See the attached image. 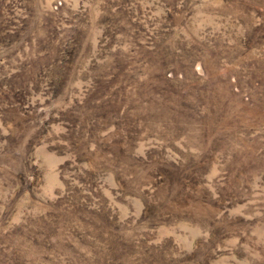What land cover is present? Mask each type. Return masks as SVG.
Returning <instances> with one entry per match:
<instances>
[{"label": "rangeland", "instance_id": "374dc122", "mask_svg": "<svg viewBox=\"0 0 264 264\" xmlns=\"http://www.w3.org/2000/svg\"><path fill=\"white\" fill-rule=\"evenodd\" d=\"M46 220L79 264H264V0H0V239Z\"/></svg>", "mask_w": 264, "mask_h": 264}, {"label": "trees", "instance_id": "16d2710c", "mask_svg": "<svg viewBox=\"0 0 264 264\" xmlns=\"http://www.w3.org/2000/svg\"><path fill=\"white\" fill-rule=\"evenodd\" d=\"M156 203H157V201H155V203L153 202V205H155ZM153 207H156V206H153ZM150 212H151V215L153 217L155 214L154 211L151 210ZM51 220H57V219H51ZM51 220H46L43 224L39 223V226L35 225L36 228L31 223H28V225L26 224L24 226L25 233H24V235H21L24 238L21 239L19 237L20 238L19 240L16 239L19 242L18 246H16V245H11V246L6 245L5 246V244L0 239V264H61L62 262H64V264H79V262L76 259H73L74 261L71 262L72 259H64V258L59 259V256L52 258L53 256H51V254L53 253L54 245L51 242L52 239L50 237L51 233H49V231H50L49 228L54 227V228H56V231H57L60 227V224L57 221V222H55L54 226H51ZM115 229H116V227H114V230ZM56 231H54V233H56ZM116 231H117V229H116ZM106 234L109 235V233H107V232H106ZM110 234L112 236L111 237V240H112L114 235L112 234L111 231H110ZM111 240H110V242H111ZM101 242L103 243L102 246L107 248L108 251H112L114 249L111 247V244L109 243V240L107 238ZM26 248L29 250L34 249L35 251H39L40 248H43V253L41 254L42 258H40L38 261H34V262L31 258L27 259V257H25L27 252L24 251V250H26ZM121 252H124V251H121ZM43 255H44V257H43ZM108 257H106V258H108ZM112 257L113 256H110L108 258L109 262H106L105 264H114V263H112V261L110 259ZM61 259H63V260H61ZM114 259L120 260V262H118V264L128 263V260L126 259V257H122L121 255L115 256ZM144 260L148 264V260H146V259H144ZM14 261H17V262L15 263ZM150 262L151 261H149V264H151ZM136 264H142V262L138 261V263H136Z\"/></svg>", "mask_w": 264, "mask_h": 264}]
</instances>
